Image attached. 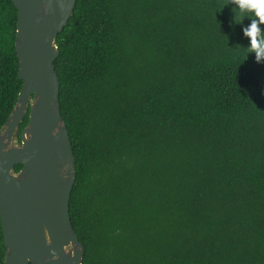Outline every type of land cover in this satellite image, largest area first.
Segmentation results:
<instances>
[{
    "label": "trees",
    "instance_id": "obj_1",
    "mask_svg": "<svg viewBox=\"0 0 264 264\" xmlns=\"http://www.w3.org/2000/svg\"><path fill=\"white\" fill-rule=\"evenodd\" d=\"M233 8L76 0L54 68L82 264H264V60ZM16 23L0 0V131L22 86Z\"/></svg>",
    "mask_w": 264,
    "mask_h": 264
},
{
    "label": "water",
    "instance_id": "obj_2",
    "mask_svg": "<svg viewBox=\"0 0 264 264\" xmlns=\"http://www.w3.org/2000/svg\"><path fill=\"white\" fill-rule=\"evenodd\" d=\"M76 0H12L15 53L22 81L0 131V227L3 264H82L84 248L69 216L75 158L58 101L57 35ZM28 123L18 145V126ZM21 165L15 172L13 167Z\"/></svg>",
    "mask_w": 264,
    "mask_h": 264
},
{
    "label": "clouds",
    "instance_id": "obj_3",
    "mask_svg": "<svg viewBox=\"0 0 264 264\" xmlns=\"http://www.w3.org/2000/svg\"><path fill=\"white\" fill-rule=\"evenodd\" d=\"M234 4V22L247 17L250 23L243 28L249 44L248 53H254L257 61L264 60V31L260 25L264 24V0H232Z\"/></svg>",
    "mask_w": 264,
    "mask_h": 264
},
{
    "label": "rangeland",
    "instance_id": "obj_4",
    "mask_svg": "<svg viewBox=\"0 0 264 264\" xmlns=\"http://www.w3.org/2000/svg\"><path fill=\"white\" fill-rule=\"evenodd\" d=\"M12 142H13V144L18 145V141L17 140H13Z\"/></svg>",
    "mask_w": 264,
    "mask_h": 264
}]
</instances>
